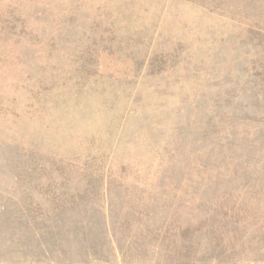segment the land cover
I'll return each instance as SVG.
<instances>
[{
    "label": "rangeland",
    "instance_id": "1",
    "mask_svg": "<svg viewBox=\"0 0 264 264\" xmlns=\"http://www.w3.org/2000/svg\"><path fill=\"white\" fill-rule=\"evenodd\" d=\"M0 264H264V0H0Z\"/></svg>",
    "mask_w": 264,
    "mask_h": 264
}]
</instances>
